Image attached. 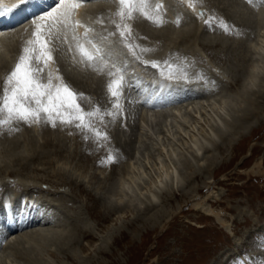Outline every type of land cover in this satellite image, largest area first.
I'll list each match as a JSON object with an SVG mask.
<instances>
[{"label": "rangeland", "instance_id": "374dc122", "mask_svg": "<svg viewBox=\"0 0 264 264\" xmlns=\"http://www.w3.org/2000/svg\"><path fill=\"white\" fill-rule=\"evenodd\" d=\"M99 3L90 6L96 8L87 11L91 15H85L89 19L85 23L94 29L96 39L87 43L94 50L96 43L102 53L95 51L96 58L89 61L71 43L70 53L77 48L88 63L85 73L74 77L68 53L57 45H66L60 33L59 42L52 43L54 61L44 69L42 79L46 83L51 73L53 83H59L55 77H62L87 98L79 101L85 110L99 105L107 112L115 103L107 85L123 75L121 113L114 121L106 115L105 123L98 124L110 137L100 144L85 141L74 126L59 123L55 128L43 122L0 127V229L8 213L7 201L20 220L30 215L22 211L26 198L35 202L33 211L46 206L50 215L56 210L55 220L62 225L57 227L65 230L63 241L45 242L37 253L22 248L23 238L11 245L0 240V264H264V92L248 100L238 96L254 63L264 60V53L256 52L264 46V0H150L148 11L162 16L164 23L158 27L139 11L134 13L127 23L132 29L128 43L135 55L116 28L118 0ZM157 4L162 5L158 12ZM209 17L214 18L211 25L205 23ZM224 22L232 34L220 27ZM33 26L18 27L17 40L3 49L8 53H0L5 57L0 63V95ZM142 48L152 50L142 52ZM144 60L160 61L161 68L168 60L178 70L168 79L167 72L161 75ZM161 103L163 108L171 106L166 105L164 116L145 113L160 109ZM178 107L181 116L173 112ZM245 108L251 111L240 117L245 111H238ZM220 123L229 132L219 134L215 127ZM211 136L215 144L208 139ZM197 137L205 143L204 151L194 152L192 141ZM109 153L116 155L115 162L106 159ZM173 164L183 180L178 187H164L156 208L149 212L154 182ZM129 173L141 174L132 186L136 192L131 187L128 198L117 194L108 203L114 182L130 178ZM213 190L216 193L208 196ZM205 199L221 220L195 208L196 201ZM118 208L124 210L119 213ZM45 226L35 225L9 237Z\"/></svg>", "mask_w": 264, "mask_h": 264}, {"label": "snow or ice", "instance_id": "6c2138e0", "mask_svg": "<svg viewBox=\"0 0 264 264\" xmlns=\"http://www.w3.org/2000/svg\"><path fill=\"white\" fill-rule=\"evenodd\" d=\"M28 2L29 0H19V3L15 4L13 8H19ZM84 2L85 0H58L56 7L46 15L39 17V22L37 20L32 21L34 25L33 38L27 41V46L23 48L18 61L4 80L2 95H0V127H11L18 122H23L31 127L43 122L55 128L59 123L62 126H74L83 134L85 141L92 139L95 143L100 144L102 141L110 140L107 131L102 130L98 124L103 125L105 123L106 115L110 116L113 121L120 115L122 109L120 101L125 87L123 75L118 79H112L107 85L109 97L115 101L113 110L107 112L102 111L99 105L85 110L79 101L81 98H87L84 97L83 93L71 89L62 77H55L59 83H53L54 77L51 73L48 74L46 83L42 79L44 69L54 61L52 43L54 39L59 37L61 29L65 32L70 30L73 33V39L77 40V47L82 56L89 61L96 58L92 51L79 42L80 39H89L94 31L93 28L76 18V13ZM149 2L150 0H118L120 7L116 16L120 22L116 24V28L133 55H135L133 45L128 43L132 36V29L127 21L134 18V13L139 11L145 19L158 27L163 26L164 23L162 16L150 14L148 11ZM248 2L252 3L253 0H248ZM188 6L195 11L194 4L190 2ZM160 7L162 5L157 4L155 11L158 12ZM13 8L0 4V16L11 12ZM204 15L203 11L199 13L201 18ZM213 19L209 17L205 23L211 25ZM113 23L116 22L113 21ZM176 24L179 26V18H177ZM220 27L225 32L232 34L226 22L221 23ZM81 28L84 29L82 34L77 32ZM235 34H239L238 30ZM94 48L96 52L102 53L99 46L94 44ZM151 50L149 48L141 49L142 52ZM142 63L160 69L161 75L167 72L168 79H173L178 70V66L172 65L168 60L163 61V68H161L160 61L144 60ZM120 71L123 72L124 70L120 69ZM183 78L187 79V75L185 74ZM116 158L113 153H109L106 157L111 162H115Z\"/></svg>", "mask_w": 264, "mask_h": 264}, {"label": "bare ground", "instance_id": "6f19581e", "mask_svg": "<svg viewBox=\"0 0 264 264\" xmlns=\"http://www.w3.org/2000/svg\"><path fill=\"white\" fill-rule=\"evenodd\" d=\"M108 1H112V0H85V2L83 3L82 7L78 10V12L76 13V18L80 19L83 23H85L87 20L89 21V19H86L85 18V15L87 14V11H91V10H94L96 7H90L91 5H96L97 3H104L106 4ZM57 2L58 0H29V2L25 5H21L19 8H13V6L17 3H19V0H0V4H3V5H6L7 7L9 8H13V10L11 12H8L6 13L5 15H2L0 16V53L1 51H4L6 49V47H8L9 44H12L13 41L15 42V39L16 37L14 35H16L18 31H16V29L18 27H21V28H26V26L30 25L33 26L32 24V21L33 20H37V22H39V17L43 16V15H46L49 11H51L54 7H56L57 5ZM99 3V5H101ZM97 9H99V7L97 6ZM95 11V10H94ZM90 14V13H88ZM87 14V15H88ZM94 14V13H92ZM83 15V16H82ZM91 15V14H90ZM89 16V15H88ZM87 16V17H88ZM28 18V19H27ZM23 19H27L26 21L24 22H20L19 24H17V21L18 20H23ZM89 23V22H87ZM86 24V23H85ZM30 27V26H29ZM34 27V26H33ZM20 28V29H21ZM23 28V29H24ZM27 30V29H26ZM79 30V31H78ZM77 31L80 32L81 34L83 33L84 29H78ZM183 30H187V29H183ZM182 30V31H183ZM29 31V29H28ZM31 31V30H30ZM29 31V33H30ZM185 32V31H184ZM33 33V31L31 32ZM30 33V35H31ZM60 33L63 34V36H69L71 38V42H72V45L73 47L74 46H77V40H74L73 39V33L69 30L67 32H65L64 30H60L59 32V35H61ZM17 36V35H16ZM21 36V35H20ZM19 37V35H18ZM31 39L33 38L32 36H30ZM60 38V36H59ZM59 38H56L54 39L55 41H58L60 40ZM58 39V40H57ZM94 39V34L91 33L90 37H89V40H93ZM17 40V39H16ZM96 40V39H94ZM59 42V41H58ZM63 42L66 44L64 46V44L62 45L61 42H59V44H57L58 46L61 45L62 47V50L63 51H66L68 54H66L67 56V60L69 62V65L72 67L73 66V76L74 77H80L82 76L85 71H86V65L88 64L86 62L85 59L81 58L77 53V48L75 50H73L71 53L70 51L72 50V48H70L71 46V43L68 42L67 39H63ZM88 42V39L83 42V44L90 50L92 51L94 54H96L95 50L93 49V46H91L90 44L87 43ZM96 42V41H95ZM261 43V42H260ZM264 44V41L262 42ZM96 45V43H95ZM64 48V49H63ZM66 48V49H65ZM258 50L256 51L259 55L264 53V46H258L257 47ZM4 49V50H3ZM71 49V50H70ZM8 53V51H4V53ZM3 53V52H2ZM4 55V54H3ZM2 54H0V63H4L5 62V57H3ZM7 55V54H6ZM264 56V54H263ZM262 56V57H263ZM8 58V56L6 57V59ZM260 58V57H259ZM264 58V57H263ZM261 59V58H260ZM264 60H258L257 62L254 63L252 69H251V72H250V76L247 80V82H245L244 84L241 85L240 87V91H239V94L238 96L240 98H251L253 99L252 96L256 95V94H262L264 92ZM178 94V93H177ZM179 95V94H178ZM238 97V98H239ZM175 98V97H174ZM239 98V99H240ZM157 99V98H156ZM160 99V98H159ZM234 99V98H233ZM161 100V99H160ZM248 100V99H247ZM185 101V100H183ZM226 101V100H224ZM235 101V100H234ZM240 101V100H239ZM171 102V101H170ZM177 103V101H173L171 103ZM228 102V101H227ZM225 102V103H227ZM232 102V101H231ZM230 102V104H231ZM246 102V101H245ZM166 103V102H165ZM242 103V102H241ZM237 104V102H236ZM167 105V104H166ZM163 108V104L161 103L160 105H158V107H160V109H157L155 111H148L146 110L145 113L149 116L152 115L154 116V114H158L159 116H164V114L166 113L165 112V108L168 107H171L170 106V103ZM172 105V104H171ZM205 105V104H204ZM179 106V105H178ZM225 104L224 106H222V110L225 108ZM162 107V108H161ZM227 107V106H226ZM232 107V105H231ZM229 107V108H231ZM236 108V106H235ZM191 109V107H190ZM233 109V108H232ZM246 109V108H245ZM243 109L242 111L239 110L238 112H244L243 114L240 115V117H244L246 116L251 110H249L248 108L245 110ZM175 110V108H174ZM200 110V109H199ZM228 110V109H227ZM167 111V110H166ZM171 111V110H170ZM173 111V110H172ZM234 111V110H233ZM150 112V113H148ZM165 112V113H164ZM175 114H178V115H182V107H178L175 111H173ZM229 112V111H228ZM230 113V112H229ZM233 113V112H232ZM173 114V113H172ZM223 114V113H222ZM235 114V113H234ZM233 114V115H234ZM240 114V113H238ZM231 115V114H230ZM177 116V115H176ZM232 116V115H231ZM151 117V116H150ZM224 117V116H223ZM229 117V116H228ZM253 118V117H252ZM235 119V117H234ZM229 120V119H228ZM155 121V119H154ZM224 121H226V119H224ZM222 119L220 122H224ZM233 121V120H232ZM230 121V122H232ZM235 121V120H234ZM233 121V122H234ZM229 122V121H228ZM226 121V124L228 123ZM219 123V121H218ZM251 123V120L248 121L247 124ZM255 123V122H254ZM251 126V124H249ZM216 126V125H214ZM216 131L219 133V134H223V133H226V127H225V124L223 126H221V123H220V126H217L215 127ZM247 129V128H246ZM254 129V128H252ZM229 132V131H228ZM215 130L213 132V137L216 135L215 134ZM228 134V133H227ZM242 134V133H241ZM243 135V134H242ZM221 136V135H220ZM195 137V136H194ZM208 139H210L211 143H214L215 144V139L213 140L212 136L209 137ZM236 139V138H235ZM208 140H206V143H207ZM210 141L208 143H210ZM193 144L198 148H196V150L194 152H196L197 150L201 151L202 148L204 147L203 144H205L204 142L198 140V137L195 139V142H194V139H193ZM207 143V145H208ZM231 144H234V139L232 140ZM206 145V146H207ZM213 145V144H212ZM211 145V146H212ZM191 147V146H190ZM195 148V147H194ZM208 149V147H206ZM204 151V150H202ZM174 153V152H173ZM203 153V152H202ZM175 154V153H174ZM205 154V153H204ZM196 155V154H195ZM198 155V154H197ZM200 155V154H199ZM175 157V156H174ZM191 158V157H190ZM196 158H198L196 156ZM179 157L177 158V161ZM184 159V158H183ZM214 160V159H213ZM176 161V162H177ZM181 161V160H180ZM186 161H190V160H186ZM134 162L132 161L131 164H133ZM188 163V162H187ZM164 164V163H163ZM181 164V163H180ZM186 164V162H185ZM190 164V163H188ZM161 165V163H160ZM174 165V164H173ZM172 165V166H173ZM178 165V164H176ZM183 165V164H182ZM165 166V165H164ZM132 168V166H131ZM136 168V167H135ZM166 168H167V165H166ZM169 168V167H168ZM167 168V169H168ZM182 168V167H181ZM180 168V169H181ZM139 169V168H138ZM141 169V168H140ZM159 169H162L159 167ZM135 170V169H134ZM133 171V170H132ZM142 171V170H141ZM179 171L178 170V167L177 166H173L172 168H170V170H166L163 174L162 173H159L161 174L154 182V186L153 188L151 189V192H150V195L151 197H149V200H150V205H149V212L153 211L155 208H156V202L158 201V196L160 194V192L163 190V188L165 187L166 190H168V186L171 185V186H176L178 187V184L180 183V181L183 180V178L179 175ZM143 172V171H142ZM162 172V171H161ZM145 173V172H144ZM131 173H129V176H130ZM134 174V173H132ZM140 174V173H139ZM143 174V173H142ZM135 175V174H134ZM141 176V174H140ZM139 175L136 174V176H130V181L127 179V178H120L118 179L117 181L114 182L113 184V188H112V191L110 192V197H109V202L108 203H111L112 200H111V197L113 195H117L119 194L120 196H122V198L124 197H127L128 195V192L129 190L131 189V187L133 186V184H136L137 183V180L140 178ZM143 179V178H141ZM182 179V180H181ZM212 179V178H211ZM208 180V179H207ZM142 181V180H140ZM153 182V181H152ZM207 183V182H206ZM210 183V182H209ZM207 183V184H209ZM206 184V185H207ZM138 185V184H137ZM205 185V186H206ZM135 186V185H134ZM138 187V186H137ZM136 187V188H137ZM170 187V186H169ZM134 187H132V190H133ZM135 188V189H136ZM212 186L210 185L209 189H211ZM138 190V189H137ZM133 192H136L135 190H133ZM138 192V191H137ZM163 192V191H162ZM193 192H195L194 194H192ZM193 192L191 193V195H195L196 194V190H193ZM148 193V192H147ZM209 193L211 194H208V196H213L216 192L213 191H210ZM214 193V194H213ZM130 194V193H129ZM138 194V193H137ZM143 194V193H142ZM131 195V194H130ZM128 198V197H127ZM126 198V199H127ZM135 198V197H134ZM139 198V197H137ZM194 198V197H193ZM141 199V198H139ZM27 199L25 198L24 200H22V205H23V214L24 212H26V214H29V216H27L26 218L20 220L17 216H16V213L13 209H11V204L7 203L6 201V206H7V210H8V213L5 214L3 217H2V220L4 221V223H2V225H4V227H2V229H0V240L3 239V241H9V243H13L14 239H18L19 237L20 238H23V249L27 252L29 251H32V252H38L40 251L42 248H40L41 246H43V244H45V242H49L51 240H54L55 242H60V241H63L64 239V228L63 230L60 229L59 227H61L62 225L59 224L58 225V222L55 220L56 218V210H51L50 211V215L49 213L47 214L46 212H49L48 210L46 211V206H42V208L38 209V211L36 212L33 211V206L35 204V202H31L30 200L26 201ZM122 200V199H121ZM133 200V199H131ZM130 200V201H131ZM141 201V200H140ZM207 201L206 199L205 200H202L199 202L196 201L197 203L194 204L195 208H198L202 211H204L206 214L208 215H213L215 216L217 219L221 220V216L220 214L216 213V211L214 212L210 206L207 205ZM128 202V201H127ZM134 202V201H133ZM129 203V202H128ZM143 203V202H142ZM134 204V203H133ZM19 205V204H18ZM21 205V204H20ZM132 204H130L131 206ZM148 205V204H146ZM156 205V206H155ZM116 206V205H115ZM122 206V205H121ZM148 207V206H147ZM135 208V207H134ZM119 210H117V212H121L123 211L124 209L123 208H118ZM13 210V211H12ZM21 212V211H20ZM20 212H18V214H20ZM33 212V213H31ZM17 214V215H18ZM32 214V215H31ZM58 216V215H57ZM169 216V215H168ZM167 216V217H168ZM25 217V216H24ZM22 218V217H21ZM219 222V221H218ZM222 223V222H221ZM6 224V225H5ZM225 224V223H223ZM35 225H46L45 227H43L42 229H34L30 232H26L20 236L19 233L18 235H15L14 237H9L14 234H16L18 231H23V230H26L28 228H34ZM227 225V224H226ZM59 226V227H57ZM66 226V225H65ZM66 229V228H65ZM8 237L7 239H4ZM3 243V242H2ZM7 244V243H6ZM4 245V244H3ZM11 245V244H9ZM8 245V246H9ZM20 245V244H19ZM6 246V247H8ZM14 246V245H12ZM15 248V247H14ZM36 252V253H37Z\"/></svg>", "mask_w": 264, "mask_h": 264}, {"label": "water", "instance_id": "95a60500", "mask_svg": "<svg viewBox=\"0 0 264 264\" xmlns=\"http://www.w3.org/2000/svg\"><path fill=\"white\" fill-rule=\"evenodd\" d=\"M66 38H67V40H68L69 43H72L71 42V38L69 36H66Z\"/></svg>", "mask_w": 264, "mask_h": 264}]
</instances>
